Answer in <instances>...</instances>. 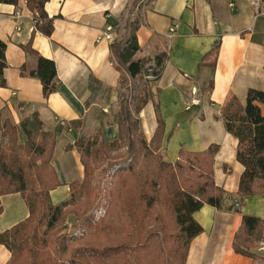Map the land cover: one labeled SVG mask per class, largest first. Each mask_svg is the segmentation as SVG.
<instances>
[{"label": "crops", "instance_id": "0c3cea01", "mask_svg": "<svg viewBox=\"0 0 264 264\" xmlns=\"http://www.w3.org/2000/svg\"><path fill=\"white\" fill-rule=\"evenodd\" d=\"M141 1L135 58H152L161 52L167 55L160 77L151 82V99L139 113L146 140H151L157 127V105L164 122V155L171 157L168 161L174 162L180 149L202 152L218 145L213 178L225 195L220 208L204 204L192 214L202 232L190 240L183 264H256L251 257L236 253L232 241L242 214L264 219V195L238 203L235 193L243 171L236 160L238 140L225 130L220 112L230 97L244 104L248 89L264 91L261 0H49L45 10L53 18L50 36L34 30L24 0L16 5L0 3V40L6 44L7 64L6 85L0 87V113L16 125L36 113L44 129L56 132L51 164L62 185L50 191V198L54 204L66 200L68 184L84 176L80 153L75 147L66 150V145L80 135L99 133L106 141L117 136L119 81L126 73L111 55V43L96 38L108 23L116 28L117 39L120 26L135 17ZM134 2L136 7L130 9ZM28 42L39 55L55 62L59 88L48 97L43 96L37 78L20 72L23 64L29 68L35 64L23 47ZM216 43L214 66L200 65ZM191 87L198 89L200 104L178 123L179 109L189 101ZM258 105L264 115V105ZM148 106L155 113L152 123L146 117ZM77 120L78 126L72 123ZM59 189L64 198L55 201L53 193ZM7 195L19 196L21 209L14 220L0 225V231L28 216L22 196ZM250 251L262 256L264 264V243ZM9 259L10 252L0 245V264Z\"/></svg>", "mask_w": 264, "mask_h": 264}, {"label": "trees", "instance_id": "16d2710c", "mask_svg": "<svg viewBox=\"0 0 264 264\" xmlns=\"http://www.w3.org/2000/svg\"><path fill=\"white\" fill-rule=\"evenodd\" d=\"M18 1L0 0V3L16 5ZM48 1L24 0L27 9L35 15L32 18V21L35 20L34 30L46 36H50L53 29V18L48 17L45 10ZM136 2L130 9L136 7ZM261 2L264 5V0ZM139 18L137 11L126 25L127 36L122 41L115 39L110 45V52L130 79L145 74L156 81L167 55L161 52L152 58H135L139 50L135 34ZM23 47L26 53L35 58V64L32 68L23 64L20 72L37 78L42 85L43 96L48 97L59 88L55 62L39 55L31 48L30 42ZM5 49V42L0 40V87L6 85ZM217 50L218 43L204 56L200 65L214 66ZM151 61L152 65L146 67ZM147 68L151 73H145ZM122 77L119 88L123 83ZM151 96V91L145 85L142 93L136 97L133 108L129 107L126 99H121L115 116L117 136L113 140L106 141L100 138L99 133L88 137L80 135L72 145L65 147L66 150L76 148L84 169L81 181L68 184L71 199L75 197L74 186L86 183L96 165L106 160L120 159L123 165L120 164L116 171L117 177L109 194L110 204L112 208H118L120 218L125 219L130 231L129 238L139 226L141 229L148 228L149 234L145 238H137L134 244L121 242L106 245L103 249L78 247L71 251L68 264H86L88 255L99 259V264H183L190 240L202 232V227L192 214L204 204L220 208L225 191L215 184L213 178V159L218 145L212 144L202 152L180 149L174 162L166 160L162 147L164 122L157 105V127L150 141L146 140L140 128L139 113ZM258 104L264 105V91L248 89L244 104L236 97H230L220 112L225 130L238 140L236 160L242 164L243 171L235 194L240 205L243 198L264 195V115ZM72 123L78 126L80 121ZM55 141L56 132L44 129L36 113L22 118L18 125L9 118L1 120L0 113V197L19 193L28 209V216L24 220L0 231V245L10 252L7 264H52L43 251L47 244L46 232L61 221L69 204L68 201L54 204L50 198V191L62 185L51 164ZM145 157L151 159L152 169L142 173L138 170V164L139 159ZM164 210L169 211L177 227L175 233L167 235L158 231L164 222ZM229 210L238 212V209L231 207ZM42 224L45 230L40 233ZM152 237L159 238L158 242L169 258H163L160 250H157L159 253L156 252L152 259L142 260L139 250ZM259 243H264V219L242 214L232 241L234 251L254 259L258 255L250 250ZM63 251H67V246Z\"/></svg>", "mask_w": 264, "mask_h": 264}, {"label": "rangeland", "instance_id": "374dc122", "mask_svg": "<svg viewBox=\"0 0 264 264\" xmlns=\"http://www.w3.org/2000/svg\"><path fill=\"white\" fill-rule=\"evenodd\" d=\"M141 7V6H140ZM139 12V11H138ZM141 13V11H140ZM133 19V18H132ZM128 21L126 20L120 30H118V40L122 41L127 36L128 29H126ZM152 61L146 64V67L152 65ZM145 73H151L147 68ZM123 83L120 88V101L127 100L129 107L133 108L136 103V97L142 93L143 87L151 91V82L153 77L145 74L130 79L128 76L123 75ZM152 94V91H151ZM129 97V98H128ZM119 101V102H120ZM183 104V103H182ZM148 106L146 110V117L151 123L155 121V113L153 109ZM119 107L117 108L116 114ZM194 113V109L186 111L184 105L179 109L177 119L178 123L181 119L188 117ZM8 118L1 114V120ZM85 137L92 135H82ZM161 156L163 153L158 151ZM167 160H171L169 153L166 155ZM121 160H106L100 165H96L90 172L89 180L82 186H74L75 197L71 199L69 196L66 200L68 206L65 208L61 221L52 229L46 232V247L45 257L50 260L52 264H68L71 259V251L80 248H97L103 249L106 245H115L121 242L136 243L137 238L146 237L148 228H137L131 238L128 237L129 229L126 227L124 218H120L118 208H112L110 204L109 194L116 180V171L121 166ZM123 165V164H122ZM152 169L151 159L148 157L139 159L138 170L142 173ZM80 183V182H77ZM58 193V194H56ZM1 199L2 212L0 217V225L3 222H11L20 212V199L17 195H3ZM64 196L63 190L59 189L53 193V200L59 201ZM64 198V197H63ZM52 201V200H51ZM63 202V201H62ZM61 203V202H60ZM59 204V203H57ZM169 211L164 210L162 215L164 222L159 226L158 231L161 230L162 234H172L177 231L173 220L171 219ZM148 221V220H147ZM36 222L33 220L32 226ZM159 225V224H158ZM111 228V229H110ZM45 226L42 224L39 227V232H43ZM157 231V232H158ZM158 237H152L145 245L139 250V256L142 260L149 261L156 254L157 250L161 253L163 258H169L168 253L162 250L161 244L158 242ZM166 245H169L166 243ZM260 243L257 245L259 246ZM67 246V251H63ZM168 247V246H166ZM165 247V249H166ZM157 252V254L159 253ZM47 255V256H46ZM86 264H99V259L95 256H86ZM99 260V261H98ZM256 264H262L263 257L257 256L253 259ZM179 260H177L178 262Z\"/></svg>", "mask_w": 264, "mask_h": 264}, {"label": "built area", "instance_id": "2783aa9c", "mask_svg": "<svg viewBox=\"0 0 264 264\" xmlns=\"http://www.w3.org/2000/svg\"><path fill=\"white\" fill-rule=\"evenodd\" d=\"M146 1V0H144ZM141 3V7L138 5L137 10L141 11L143 10V1L140 2ZM35 15L31 14V17L33 18ZM33 23L35 22V20L32 21ZM116 39V28L114 27V25L108 24L106 23V25L104 26V28L102 29V32L97 36L96 40L100 41V40H105L108 41L110 43H112L114 40ZM201 101V98L198 94V89L196 87H191L190 89V99L188 102L185 103V109L189 110L191 109L193 106L199 105Z\"/></svg>", "mask_w": 264, "mask_h": 264}]
</instances>
